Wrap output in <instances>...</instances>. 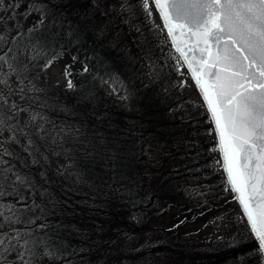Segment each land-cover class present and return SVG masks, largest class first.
<instances>
[{
	"label": "trees",
	"instance_id": "obj_1",
	"mask_svg": "<svg viewBox=\"0 0 264 264\" xmlns=\"http://www.w3.org/2000/svg\"><path fill=\"white\" fill-rule=\"evenodd\" d=\"M124 10L120 0H0V56L9 81L24 84L6 80L4 88L0 78L8 93L0 124L24 128L14 133L19 149L0 138V264H24L20 251L29 264H242L258 249L253 239L242 250L194 236L192 226H207L217 205L190 200L183 184L215 181L219 160L212 168L204 160L197 119L170 66L142 44L144 29ZM163 42L174 52L165 34ZM49 61H63L64 75L69 68L64 84L45 75ZM20 103L38 113L34 129ZM184 227L193 229L189 238ZM16 233L30 251L11 240Z\"/></svg>",
	"mask_w": 264,
	"mask_h": 264
},
{
	"label": "snow or ice",
	"instance_id": "obj_2",
	"mask_svg": "<svg viewBox=\"0 0 264 264\" xmlns=\"http://www.w3.org/2000/svg\"><path fill=\"white\" fill-rule=\"evenodd\" d=\"M151 2L166 28V20L170 16L173 22L187 25L193 33L199 31L204 42L211 43L216 50L212 60L213 71L208 74L211 98L203 90L201 81L195 76L193 80L201 92L215 131L214 150L221 153L226 176L225 190L234 193L257 240L259 251L264 254V0ZM141 3L151 17L150 0H141ZM162 5L167 6V14ZM216 17L220 19L216 21ZM39 22L43 23V19ZM4 59L0 56V60ZM50 65L51 61L46 67ZM220 69H223V74ZM84 71H88L87 66ZM65 75H71L67 67ZM68 87H72L70 79ZM229 153L237 161L235 169L229 164ZM11 240L17 241L21 249L30 251V241L23 240L21 243L20 233H16ZM3 246L5 238L0 237V247ZM25 255V251L17 253L19 260L29 264L24 259Z\"/></svg>",
	"mask_w": 264,
	"mask_h": 264
},
{
	"label": "rangeland",
	"instance_id": "obj_3",
	"mask_svg": "<svg viewBox=\"0 0 264 264\" xmlns=\"http://www.w3.org/2000/svg\"><path fill=\"white\" fill-rule=\"evenodd\" d=\"M125 4V10L123 15L130 16L132 14L133 20L131 21L132 26L140 27L144 29L146 38L143 40L142 44L145 47L151 49L152 53L158 59H161L166 65L170 66L169 74L167 76L171 79V83L173 88H176L177 94L180 97H186L187 102L189 105V111L191 115H193L197 121V129L200 130L199 142L202 144L201 147L205 149L204 156L208 155L204 160L209 158L208 164L211 165L212 168V160L218 159L217 152L214 150L215 146V139L214 134L211 128L207 126L206 122L201 120V111L200 106L203 107L200 98L188 77L185 69L183 68L182 64L180 63L179 59L172 52L169 48H167L166 43L164 44V32L161 27L159 17L154 10V7L150 0V9L152 10V16L148 17L147 13L144 11L142 6L141 0H120ZM31 9V8H30ZM34 58V57H33ZM32 60V59H30ZM1 64V75L0 78L2 79L3 83H5L6 88V80L9 81L8 75L6 71V66L3 64V60H0ZM29 61L28 64L26 63V68L35 67ZM24 67V65H22ZM43 71L45 75L51 79L53 82L58 84H64L66 82L64 70H63V61L52 62L50 66L44 67ZM7 83H12L16 85L18 88L22 89L24 84L22 85L21 79H18L16 76H11V80ZM177 87H174L177 85ZM103 88L112 95H119L118 92L111 86L110 82L106 79L102 82ZM171 87V86H169ZM6 92L0 90V96H5ZM16 98L21 94L19 92H15ZM20 100L19 102H21ZM21 106L20 116L21 118L30 125V127L35 128L37 126V120L39 119V115L35 110H29L25 112L24 104H19ZM204 110V107H203ZM205 112V110H204ZM201 123V124H200ZM15 124V123H13ZM11 128V127H10ZM24 128H17L15 131L9 130L7 132V128L5 124H0V138H4L7 136V142L10 144L11 147L16 146L17 149L20 146V143L15 139L16 134L22 133ZM22 139V137H21ZM23 142V139L21 140ZM22 146V144H21ZM0 149L3 151L6 149V146L0 143ZM216 149V146H215ZM3 154V152H1ZM203 160V159H202ZM219 167V164H218ZM216 174H213V179L215 181L209 183H203L202 180H191L185 179L184 181V194L189 197L190 200L196 201L199 205H208L209 203L217 205V209L215 210L214 214L210 216L209 220L211 221L207 226L204 227L200 225L192 226L196 230L194 236L203 240V239H210L213 235L214 237H218L227 241L226 245H235L239 246L242 250H247V247H244L246 244L248 245L251 240L252 236L247 228V225L243 219V216L234 201L233 197L231 196L229 190H225V181L222 176L220 167ZM1 197V194H0ZM2 205V203H1ZM0 206V210H1ZM173 215V213H172ZM171 218V214H165L160 219L165 221L166 223L169 222ZM13 227H16L15 224L12 223ZM20 224V223H19ZM18 224V225H19ZM5 226V225H4ZM6 227V226H5ZM192 228L184 227L182 229L183 235L186 237H190V231ZM190 229V231H189ZM251 239V240H250ZM242 264H264V260L259 252V250H248L241 259Z\"/></svg>",
	"mask_w": 264,
	"mask_h": 264
},
{
	"label": "water",
	"instance_id": "obj_4",
	"mask_svg": "<svg viewBox=\"0 0 264 264\" xmlns=\"http://www.w3.org/2000/svg\"><path fill=\"white\" fill-rule=\"evenodd\" d=\"M153 7L155 9L154 5H153ZM161 7L164 8L165 14H167V6L162 5ZM157 15L159 16V19H160V14L157 13ZM219 19H220V17H216V21H218ZM160 22H161L162 28H163V30H164V32H165V34H166V36L170 42L171 47L176 52V54L179 57L183 67L187 71V73H188V75H189V77H190V79H191L202 103H203V106H204V100L201 96V92L197 88V84L193 80V76H195L196 79L201 81L203 90L206 93H209V84L211 81L209 79L208 74L213 71L212 60L216 56L215 48L212 46L211 43H205L204 42V38H202L201 33L199 31L193 33L192 29H190L187 25L177 24V23L173 22L170 16H168L167 20H166V23L168 24L167 28L165 27V22H162L161 19H160ZM202 57H204V59H202ZM189 66H191V69H192L191 72H189ZM220 71L223 74V69H220ZM209 96L211 98L210 93H209ZM204 108H205L206 113L208 115L207 108L205 106H204ZM210 123H211V121H210ZM211 126L213 129L212 123H211ZM213 133H214V137H215V141H216V135H215L214 130H213ZM218 156H219V160H220L221 171H222V174H223L224 179L226 181V176H225V172H224L223 161L221 160L220 151H218ZM228 159H229L230 166L233 169H235L237 166V161L235 159H233L231 153H229ZM237 186L238 187L240 186L239 183L237 184ZM230 193L234 197V193L231 190H230ZM235 201H236V203H237V205L241 211V206L238 203L237 199H235ZM241 213H242V211H241ZM242 215H243V213H242ZM243 218H244V215H243ZM244 220H245L247 227L249 229L247 220L245 218H244ZM249 231L251 233L250 229H249ZM251 235H252V233H251ZM252 237H253L254 241L256 242V245L259 249V245L257 243L256 238L253 235H252ZM262 257L264 259V254H262Z\"/></svg>",
	"mask_w": 264,
	"mask_h": 264
}]
</instances>
